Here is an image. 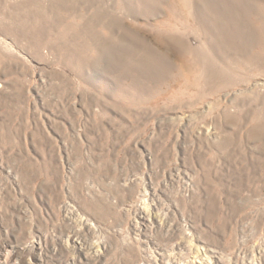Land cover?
I'll return each mask as SVG.
<instances>
[{"label": "rangeland", "instance_id": "374dc122", "mask_svg": "<svg viewBox=\"0 0 264 264\" xmlns=\"http://www.w3.org/2000/svg\"><path fill=\"white\" fill-rule=\"evenodd\" d=\"M0 264H264V0H0Z\"/></svg>", "mask_w": 264, "mask_h": 264}]
</instances>
